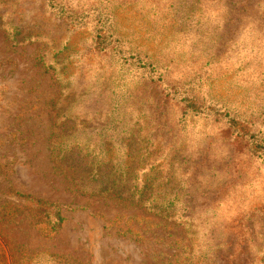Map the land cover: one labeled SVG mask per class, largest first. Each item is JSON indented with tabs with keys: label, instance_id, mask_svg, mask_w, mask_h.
Instances as JSON below:
<instances>
[{
	"label": "rangeland",
	"instance_id": "374dc122",
	"mask_svg": "<svg viewBox=\"0 0 264 264\" xmlns=\"http://www.w3.org/2000/svg\"><path fill=\"white\" fill-rule=\"evenodd\" d=\"M234 1L0 0V264H178L219 234L230 245L214 264H264V165L233 157L218 123L173 98L189 90L253 124L264 144V0ZM107 20L159 82L93 48ZM61 130L91 157L124 162L131 145L136 175L167 200L180 193L167 221L72 190L50 160ZM15 192L57 205L61 226L33 219Z\"/></svg>",
	"mask_w": 264,
	"mask_h": 264
},
{
	"label": "trees",
	"instance_id": "16d2710c",
	"mask_svg": "<svg viewBox=\"0 0 264 264\" xmlns=\"http://www.w3.org/2000/svg\"><path fill=\"white\" fill-rule=\"evenodd\" d=\"M236 2L248 4V0H236ZM102 15L106 19L111 14L107 10ZM245 15L247 14L242 16ZM104 21H97L98 24L92 37L93 48L99 53L110 54L115 58L118 57V61L122 62L124 66L134 67L138 70L137 72L141 77L149 79L151 83L159 82L161 77L153 63L147 62L145 58L133 52V49H129L125 44V40L115 34L111 21L107 20L109 22L107 24L108 27L104 28ZM41 65L45 72L52 70L50 64L45 61ZM52 78L58 79L57 76H52ZM173 94H175L173 95L174 99L181 98L184 111L194 115L205 116L211 119L213 124L218 123L224 129L222 139L228 144L233 157L234 154L240 157L243 156L247 163L257 166L259 164L264 165V144H262L260 137L258 138L255 134L253 124L229 111H221L214 106L196 103L194 98L191 99L190 91L183 87L180 89L175 88ZM108 128H112L111 122H108ZM69 139L70 136L65 134L63 130L52 135L50 140V160L53 168L65 175L72 190L88 197L109 200L120 208L137 209L147 215L167 221L169 210L172 209L171 206L176 204L178 200L180 201V193L173 192L170 199L167 200V193L161 192L159 187L153 186L155 178L148 174L136 175L134 172L136 167H140V163L137 162L134 167L135 159H132L131 145L126 149V161L121 162L116 154L114 158L109 159L99 154L92 157L88 153L82 155V150L75 143L69 142ZM103 139V137L100 139L102 146L105 144ZM152 166L148 169L149 172L155 168L154 164ZM166 177H168V174L163 176V182L168 181L165 179ZM159 184L161 183L159 182ZM152 191L156 194L155 198ZM15 195L19 197V200L26 199L33 204L31 207L33 219L45 224L50 231L57 230L61 226L63 218L57 205L40 199H31L28 195H22L18 192H15ZM182 205L186 206L187 203L183 202ZM0 208H3V206ZM3 216L0 215V219ZM181 217L184 222L191 220L190 217ZM216 229L218 228L210 226L207 236L214 238ZM189 232H191V229L188 230V236L193 237V232ZM218 237L221 238L219 242L210 241L214 243V246L209 253L204 255L198 252L197 256L192 259L190 254L193 248H191L189 256L187 258L183 256L178 264H214L212 258L216 256V251L230 245L227 236L219 234ZM191 240L192 238L189 242ZM58 264L67 263L63 261V263L58 262Z\"/></svg>",
	"mask_w": 264,
	"mask_h": 264
}]
</instances>
